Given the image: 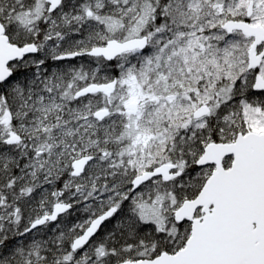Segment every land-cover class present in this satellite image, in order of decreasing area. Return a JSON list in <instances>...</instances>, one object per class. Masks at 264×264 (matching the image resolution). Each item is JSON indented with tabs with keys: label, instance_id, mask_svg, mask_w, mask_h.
<instances>
[{
	"label": "snow or ice",
	"instance_id": "snow-or-ice-1",
	"mask_svg": "<svg viewBox=\"0 0 264 264\" xmlns=\"http://www.w3.org/2000/svg\"><path fill=\"white\" fill-rule=\"evenodd\" d=\"M0 264H264V0H0Z\"/></svg>",
	"mask_w": 264,
	"mask_h": 264
}]
</instances>
